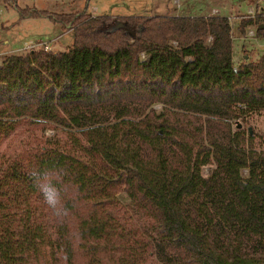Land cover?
<instances>
[{"label": "trees", "instance_id": "16d2710c", "mask_svg": "<svg viewBox=\"0 0 264 264\" xmlns=\"http://www.w3.org/2000/svg\"><path fill=\"white\" fill-rule=\"evenodd\" d=\"M18 10L73 39L0 61V264H264V52L234 62L221 15ZM235 27L264 42V11Z\"/></svg>", "mask_w": 264, "mask_h": 264}, {"label": "rangeland", "instance_id": "374dc122", "mask_svg": "<svg viewBox=\"0 0 264 264\" xmlns=\"http://www.w3.org/2000/svg\"><path fill=\"white\" fill-rule=\"evenodd\" d=\"M250 3L251 0H11L9 3L0 0V59L7 53L25 51L34 47H25L26 42L36 44L34 48L43 47L42 45L37 46L38 43L46 42L49 45V50L58 49L60 51L65 50L72 42V31L68 28H62L48 18H19V8H35L64 13L81 10L84 6L92 16H107L109 23L115 22V17L204 16L215 9L218 11V15L231 17L232 60L234 62L240 61L243 59V55L249 59H256L264 52L257 47V44L262 43L244 36L240 38V35L243 34H239L236 27L234 30L238 18L247 14L246 9ZM260 8L264 11V6H260ZM254 123L253 132L257 136L260 135V142H264V116L259 115ZM246 124L243 123V127ZM24 127L27 129L25 134L6 139L3 142L2 148L5 151L20 149L24 145L23 141L29 145H35L42 142L47 135L52 134L50 125L43 127L41 124H36ZM61 135L64 134L59 132V136ZM256 140L258 137L255 136ZM262 144L264 145V143ZM207 169V166H203L202 172L205 173Z\"/></svg>", "mask_w": 264, "mask_h": 264}, {"label": "built area", "instance_id": "2783aa9c", "mask_svg": "<svg viewBox=\"0 0 264 264\" xmlns=\"http://www.w3.org/2000/svg\"><path fill=\"white\" fill-rule=\"evenodd\" d=\"M260 6H264V0H251L250 6H248V8L246 9V15H248L249 17H252L254 14V11L256 9L260 10ZM210 15H218V11L215 9H212L210 13L205 14L204 16H210ZM92 16V15H91ZM230 18L229 16H226L227 21L230 24ZM242 36H244L245 38H250L253 40H256V38L254 37V29L250 28L248 30H246V32L244 33V35H240V38H242ZM232 39V37H231ZM207 40H210V37L207 38ZM43 46L45 48V50H49V45L45 42L39 44L37 46ZM30 46H36V44H34L33 42H26L25 47H30ZM257 47L261 50H264V46H259L257 45ZM1 61V59H0ZM232 69H234V65L232 66Z\"/></svg>", "mask_w": 264, "mask_h": 264}, {"label": "crops", "instance_id": "0c3cea01", "mask_svg": "<svg viewBox=\"0 0 264 264\" xmlns=\"http://www.w3.org/2000/svg\"><path fill=\"white\" fill-rule=\"evenodd\" d=\"M94 15H95V14H94ZM59 26H60V25H59ZM255 41H259V40L256 39ZM259 42H261L262 44H257V45H259V46H264V42H263V41H259ZM50 46H51V45H50ZM55 46H56V45H55ZM55 46H54V47H55ZM258 49H259V48H258ZM260 50H261V49H260ZM54 51H58V49H56V50H54Z\"/></svg>", "mask_w": 264, "mask_h": 264}, {"label": "water", "instance_id": "95a60500", "mask_svg": "<svg viewBox=\"0 0 264 264\" xmlns=\"http://www.w3.org/2000/svg\"><path fill=\"white\" fill-rule=\"evenodd\" d=\"M237 126H240V124L238 123V125ZM248 129L250 130V127H248Z\"/></svg>", "mask_w": 264, "mask_h": 264}]
</instances>
